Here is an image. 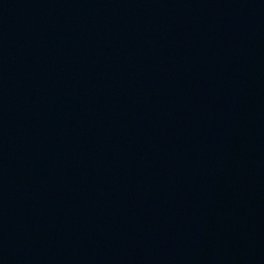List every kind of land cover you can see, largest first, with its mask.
<instances>
[{"label":"water","instance_id":"95a60500","mask_svg":"<svg viewBox=\"0 0 264 264\" xmlns=\"http://www.w3.org/2000/svg\"><path fill=\"white\" fill-rule=\"evenodd\" d=\"M0 264H264V0H0Z\"/></svg>","mask_w":264,"mask_h":264}]
</instances>
